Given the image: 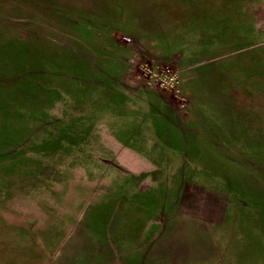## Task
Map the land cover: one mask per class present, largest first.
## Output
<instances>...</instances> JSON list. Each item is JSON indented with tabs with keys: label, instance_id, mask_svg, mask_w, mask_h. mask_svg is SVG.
I'll use <instances>...</instances> for the list:
<instances>
[{
	"label": "rangeland",
	"instance_id": "1",
	"mask_svg": "<svg viewBox=\"0 0 264 264\" xmlns=\"http://www.w3.org/2000/svg\"><path fill=\"white\" fill-rule=\"evenodd\" d=\"M140 1L0 0V206L7 196L10 206L33 214L32 199L48 220L94 223L113 237L121 200L131 195L137 205L172 188L167 174L191 151L184 154L178 143L137 147L133 139L116 146V121L134 127L136 137L146 122L142 115L116 118V63L124 62L126 70L139 58L175 70L170 84L149 85L168 107L158 121L194 118L211 125L214 118L224 121V110L230 112L228 123L240 136L223 135L212 146L201 142L194 151L202 170L226 174V184L200 181L224 189L233 236L263 238L264 0H216V33H200L203 51L129 52L135 44L124 17L137 14ZM224 5L227 9H220ZM200 8L207 11L208 5L201 2ZM257 8L259 14H253ZM208 44L216 50H207ZM186 69L192 85L183 83ZM224 74L227 97L215 98L210 84ZM211 75L215 81L210 82ZM124 77L120 81L126 84ZM155 169L162 178L152 176ZM21 200L25 206L17 205ZM50 208L56 212L50 214ZM234 245L239 249V242Z\"/></svg>",
	"mask_w": 264,
	"mask_h": 264
},
{
	"label": "crops",
	"instance_id": "2",
	"mask_svg": "<svg viewBox=\"0 0 264 264\" xmlns=\"http://www.w3.org/2000/svg\"><path fill=\"white\" fill-rule=\"evenodd\" d=\"M201 2L208 5L207 11L200 8ZM215 2H137V9L145 11L138 10L137 14L124 17L129 25L127 32L135 44L127 50H205V46L201 47L206 43H202L204 38L200 33L207 37L216 33L220 12ZM226 7L224 5L220 9L226 10ZM183 10L191 14H180ZM253 14H259V9H255ZM262 21L257 24V31L261 32ZM210 45L207 50H216ZM119 47L122 52L126 51L121 43ZM124 67L121 60L116 63L118 75L125 74ZM186 71L188 75L183 76V83L192 85L195 81L191 78L188 80L190 70ZM120 76H116V118L121 115L126 118L142 115L146 122L136 137L134 127L116 121V146L133 139L137 147L159 143L169 147L178 143L183 147L184 154L191 151L188 159L184 155L182 165L174 173L167 174V179L173 181L172 188L161 193V197L147 196L137 205L131 201V195L123 203L120 199L118 208L121 217L116 218V235L113 237L106 235L103 229L98 230L94 223L81 222L74 226L64 218L57 220L54 217L56 213L52 215L54 220H48L42 213V206L32 199L29 200L37 209L29 214L27 210L14 208L13 204L10 206L6 196L2 208L0 206L4 211L0 216V227L4 228L0 233V264H264V237L249 240L233 236V219L226 217L230 207L225 200L224 189L202 186L200 181L221 180L215 182L217 187L219 183L226 184L223 181L227 178L226 174L209 171L207 167L202 170L194 151L201 142L212 146L215 138L222 139L223 135L240 136L228 123L230 112L224 110L221 113L224 121L217 122V118H214L211 125L195 122L194 118L185 123L158 121L168 110L166 104L159 100V94L149 85L135 80L127 79L125 84L120 81ZM226 76L219 77L222 79L219 82L215 81L217 76H210V82L215 81L210 84L215 89V98L226 99L229 86ZM215 115L220 116V113ZM156 170L152 176L162 178L161 172ZM253 178L259 185L258 177ZM145 183H140L139 189H143ZM21 201L23 204L17 205L25 206V200ZM255 203L259 204L258 198ZM7 206L11 207L9 212ZM49 212L56 211L50 208ZM236 242L240 244L239 249H235Z\"/></svg>",
	"mask_w": 264,
	"mask_h": 264
},
{
	"label": "built area",
	"instance_id": "3",
	"mask_svg": "<svg viewBox=\"0 0 264 264\" xmlns=\"http://www.w3.org/2000/svg\"><path fill=\"white\" fill-rule=\"evenodd\" d=\"M126 42L131 38L122 36ZM135 77L137 83H147L150 86L170 84L175 79V70L161 68L159 65L150 64L139 58L131 59L129 66L125 70V79Z\"/></svg>",
	"mask_w": 264,
	"mask_h": 264
}]
</instances>
